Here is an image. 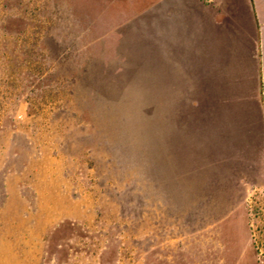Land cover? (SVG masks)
Here are the masks:
<instances>
[{"label":"rangeland","instance_id":"1","mask_svg":"<svg viewBox=\"0 0 264 264\" xmlns=\"http://www.w3.org/2000/svg\"><path fill=\"white\" fill-rule=\"evenodd\" d=\"M205 23L0 0V264H264L257 59Z\"/></svg>","mask_w":264,"mask_h":264},{"label":"crops","instance_id":"2","mask_svg":"<svg viewBox=\"0 0 264 264\" xmlns=\"http://www.w3.org/2000/svg\"><path fill=\"white\" fill-rule=\"evenodd\" d=\"M183 3L203 17L210 37L214 32L225 30L231 41L226 52L228 56L236 55L227 59H257L254 83L264 91V0H182ZM223 21L225 28H218ZM235 26L241 32L235 37L239 46L233 43Z\"/></svg>","mask_w":264,"mask_h":264}]
</instances>
